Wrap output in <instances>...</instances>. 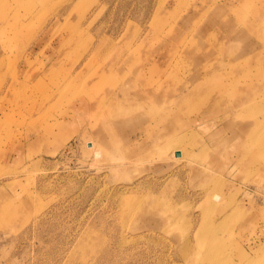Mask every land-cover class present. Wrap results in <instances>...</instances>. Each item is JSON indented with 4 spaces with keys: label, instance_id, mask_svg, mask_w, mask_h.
Returning <instances> with one entry per match:
<instances>
[{
    "label": "rangeland",
    "instance_id": "374dc122",
    "mask_svg": "<svg viewBox=\"0 0 264 264\" xmlns=\"http://www.w3.org/2000/svg\"><path fill=\"white\" fill-rule=\"evenodd\" d=\"M0 12L26 16L14 41L15 28L0 35V264H196L206 221L227 251L218 264H264V96L242 136L222 114L239 109L231 98L177 107L168 91L207 71L252 95L264 0H0Z\"/></svg>",
    "mask_w": 264,
    "mask_h": 264
},
{
    "label": "bare ground",
    "instance_id": "6f19581e",
    "mask_svg": "<svg viewBox=\"0 0 264 264\" xmlns=\"http://www.w3.org/2000/svg\"><path fill=\"white\" fill-rule=\"evenodd\" d=\"M31 6L32 5L28 7ZM28 12L31 13L32 11L28 9ZM68 13H69V8L66 6L59 11L57 16H55V18L53 19V24L54 25L60 24L59 18L65 17ZM215 16H217V14H214L211 17L213 18ZM217 17L219 18V16ZM25 21H26V16H25ZM25 21L17 16H14L12 19H8V15L5 12H0V24L2 25V30L0 31V35H2L3 32H7V30H9V27L15 28V30L10 31L11 36L10 37L8 36L9 39L14 41L17 37L16 33L18 29L26 25ZM221 23L226 29L228 30L230 29V25L227 20L223 19ZM252 59H256L257 61L256 68L260 67V65L264 63V60H262L257 56L253 57ZM28 63L29 60L23 57L21 60V64H22L21 71L25 69ZM228 71L229 73L225 72L224 74L230 76L232 74L231 73L232 70L228 69ZM208 75L209 74L207 71L203 73L197 72L196 75L193 76L194 78L192 79L191 82V88H188L187 90H185L186 89L185 84H181L180 82H178L175 86L169 88L168 91L170 95H174V97L170 101V105L179 107L181 105L184 106L185 104L193 103V101L197 99L199 95H201L202 93L204 97H208V96L219 97V98L229 97L232 99V101H230L229 106H238L239 109L237 110V112L236 111L231 112V111H224L226 107H223L224 112H222V114L224 118L225 119L229 118L228 126L233 128L236 132L240 133L242 136H253V134L255 133L254 126L252 125L253 121L249 122L251 125H246L245 120L254 113L257 107V103H256L257 100H260L261 97L264 96V72L260 73L258 79L254 78V76L250 78L251 83L256 82L257 84H259L258 89L252 95L248 93V88L241 87L239 83L236 81L233 84L230 82L229 78L223 79V77L220 76V74H218L219 76L217 77L213 76L212 78L207 79ZM162 76L163 75H161L160 78ZM71 77H72L71 73L67 74V76L64 78L65 85L70 84L72 81H74L75 78L71 79ZM197 77L200 80L197 79ZM100 79H101L100 77L97 78L94 81V83H98ZM233 86H236L238 88L237 94L235 93ZM162 88L163 86H159L156 90L160 91ZM231 114L234 115L230 117ZM139 119L138 116L134 117V120L141 124ZM110 128H112L111 130L113 131V133H116L119 136L122 135L123 131H125V128H121L119 126H112ZM210 223L212 222L210 221ZM205 226H208L210 230L208 229L207 231L200 232L196 235V241L198 245L197 248H199V250H197L195 255L193 256L196 258L197 261L196 264H218L222 256L226 258V252H227L226 248L222 247L223 246L222 241H218L217 238L214 237V235H212L213 227L210 226V224H208V221H206ZM243 256L244 258L246 257V255ZM251 264H260V263L257 260H253Z\"/></svg>",
    "mask_w": 264,
    "mask_h": 264
}]
</instances>
